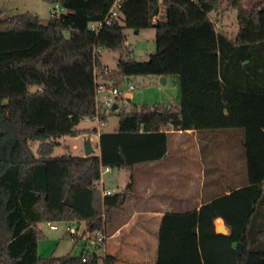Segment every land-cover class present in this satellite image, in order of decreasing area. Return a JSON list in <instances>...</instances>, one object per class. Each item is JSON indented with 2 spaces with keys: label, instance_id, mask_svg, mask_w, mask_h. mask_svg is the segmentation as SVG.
<instances>
[{
  "label": "trees",
  "instance_id": "16d2710c",
  "mask_svg": "<svg viewBox=\"0 0 264 264\" xmlns=\"http://www.w3.org/2000/svg\"><path fill=\"white\" fill-rule=\"evenodd\" d=\"M43 1L63 11L44 23L0 10V264H117L87 248L80 256L40 258V225L85 224L89 240L105 232L134 191L136 166L164 159L175 130H243L247 185L201 208V262L181 255L156 264H264V0ZM116 1L119 17L92 29ZM232 9L235 34L213 18ZM126 28L156 30L149 61L133 58ZM102 50L118 53L117 70L101 64ZM162 77L175 79L178 106L127 111L130 99L121 98L116 109L97 106L98 78L123 88ZM117 113L118 127L100 134L97 153L53 155L63 137L97 134L78 129L82 119L105 124ZM104 168L131 172L122 192L103 195ZM218 218L228 235L217 232Z\"/></svg>",
  "mask_w": 264,
  "mask_h": 264
},
{
  "label": "crops",
  "instance_id": "0c3cea01",
  "mask_svg": "<svg viewBox=\"0 0 264 264\" xmlns=\"http://www.w3.org/2000/svg\"><path fill=\"white\" fill-rule=\"evenodd\" d=\"M158 20L156 16L154 23ZM175 98L179 105L180 93ZM169 134L175 140L168 146L166 157L138 165L134 170L136 177L139 175L135 184L142 185L140 195H135L134 189L105 227L107 239L100 254L115 256L117 264H156L161 259L181 255L201 262L198 228L201 208L247 185L243 130H175ZM89 138L93 147V136ZM98 145L99 139L97 149ZM171 149L179 160L170 164L166 160ZM103 177L100 188L115 193L106 187ZM169 185H184L191 193L184 190L171 193L167 191ZM206 185L209 189L204 191ZM219 220L222 224L216 223ZM219 225L227 229L224 235H228L230 230L222 218L215 220L216 230ZM121 256L126 258L124 262Z\"/></svg>",
  "mask_w": 264,
  "mask_h": 264
},
{
  "label": "rangeland",
  "instance_id": "374dc122",
  "mask_svg": "<svg viewBox=\"0 0 264 264\" xmlns=\"http://www.w3.org/2000/svg\"><path fill=\"white\" fill-rule=\"evenodd\" d=\"M256 0H247L246 5L251 6ZM161 17L166 15V7L163 3H160ZM0 10L3 12L5 18L12 16L30 13L32 15H37L45 23L51 17L53 13V6L43 0H13V1H0ZM214 19H219V22L228 30L235 34L238 29L237 24V10H223L221 14H213ZM122 25L124 24L121 22ZM225 24V25H224ZM127 36V41L132 45L134 49L133 58L137 62H147L150 59V55L156 50V30L154 28L141 30L140 33H136L132 29H124ZM118 53L112 50H102L99 56L100 62L103 66L107 67L110 71L117 70L118 63ZM99 74V71H97ZM136 81V90L133 92L132 97H130V102L122 106L124 110L130 111L133 108L141 109L144 106H148L150 109H167L168 107L178 106L175 94L180 93L174 78H169L166 84H161L160 80L157 81L155 78H139L137 80H132L131 84ZM97 82H102L101 78L97 79ZM128 84L123 85V90L127 88ZM117 86V85H116ZM172 93V94H171ZM169 94L171 99L166 98ZM171 94V95H170ZM166 98V99H165ZM166 100L164 103L161 101ZM156 102V103H155ZM150 103V104H146ZM115 107V106H114ZM113 107V108H114ZM117 107V106H116ZM121 109V107H120ZM118 113L110 116L107 123L103 124L101 121L85 118L82 119L78 125V129H97V134L93 135V147L94 152H98L97 142L99 135L103 132H112L118 127ZM85 136H66L61 138L60 146H58L54 151V156H60L64 154H72L76 156L85 155L84 141ZM175 138L173 134L168 133V144L173 145ZM34 151L37 150V143L33 144ZM86 156V155H85ZM179 160L177 156L174 155L172 149L169 152L166 163H175ZM122 172L118 169H112L109 173L103 174V179L107 188H110L113 192H122L130 182L131 172L124 170ZM139 171V170H138ZM138 173V172H137ZM141 178V177H140ZM139 179L134 173V189L135 195L139 196L141 193V183H137ZM209 186L206 185L205 190L207 191ZM184 190L188 194L189 190L184 185L167 187V191L171 193H179ZM177 196V195H176ZM170 197V196H169ZM177 199V198H176ZM179 200V199H177ZM181 200V199H180ZM191 201V200H190ZM192 203V202H191ZM58 226L57 230H52L48 223H43L40 225V229L43 231L45 237L39 241L38 245V255L40 258L63 257L69 254L73 256H80L83 248H87L88 251L93 252V246L91 245V240H89V232L85 224L78 225V237L72 236L67 232L65 223H56ZM184 256V255H183ZM188 256V255H187ZM174 256L173 258H175ZM121 262L125 261V257L121 256ZM172 258V257H171ZM199 260V259H198ZM199 262V261H198Z\"/></svg>",
  "mask_w": 264,
  "mask_h": 264
},
{
  "label": "built area",
  "instance_id": "2783aa9c",
  "mask_svg": "<svg viewBox=\"0 0 264 264\" xmlns=\"http://www.w3.org/2000/svg\"><path fill=\"white\" fill-rule=\"evenodd\" d=\"M119 10H120V5L119 2L116 1L112 9L110 10L108 16L106 17L105 21L99 23H93L91 24V28L97 30L103 27L105 23H110L111 20L117 19L120 15ZM61 11H63L62 8L56 5L54 7L53 14L59 15ZM105 71H107V69ZM133 83L134 84L128 85L125 90H122V88L114 84L99 82L96 87V103L98 108L102 107L106 109H111L115 105H117V101H116L117 98L129 99L133 95V92L136 90L135 85L137 82H133ZM95 120L100 121L99 117H96ZM110 170H111L110 168H104L102 170V177L104 173H108ZM111 194L112 192L110 191H103V195H111ZM48 224L50 225V228L52 230L58 229V226L56 224L54 223H48ZM66 229L67 232H69V234L75 236L76 238L78 237V232H77L79 229L78 224L66 225ZM106 239L107 236L103 230L96 233L95 237L91 240V245L93 246L94 253L100 254L104 252ZM84 261L88 264H92L90 259H85Z\"/></svg>",
  "mask_w": 264,
  "mask_h": 264
},
{
  "label": "water",
  "instance_id": "95a60500",
  "mask_svg": "<svg viewBox=\"0 0 264 264\" xmlns=\"http://www.w3.org/2000/svg\"><path fill=\"white\" fill-rule=\"evenodd\" d=\"M61 17H63V16H61ZM138 32H139V31H136V33H138ZM166 82H167V78H166V77H162V78L160 79V83H161V84L164 85V84H166ZM116 106H117V105H115L114 109L117 108ZM84 146H85V155H86V156L91 155V154L94 153V149H93V147H92V143H91V140H90L89 137H86V138H85ZM65 203H66L67 205H71V202H70L69 199H67ZM217 231H218L219 233H221V234H225V233H227V229H226L224 226H222V225H219V226L217 227Z\"/></svg>",
  "mask_w": 264,
  "mask_h": 264
},
{
  "label": "bare ground",
  "instance_id": "6f19581e",
  "mask_svg": "<svg viewBox=\"0 0 264 264\" xmlns=\"http://www.w3.org/2000/svg\"><path fill=\"white\" fill-rule=\"evenodd\" d=\"M218 220V219H217ZM216 223H219V224H222V221L221 220H219L218 222H216Z\"/></svg>",
  "mask_w": 264,
  "mask_h": 264
}]
</instances>
